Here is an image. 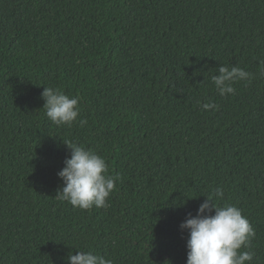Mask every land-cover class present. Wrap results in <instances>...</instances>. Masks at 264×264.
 Masks as SVG:
<instances>
[{
  "label": "trees",
  "instance_id": "16d2710c",
  "mask_svg": "<svg viewBox=\"0 0 264 264\" xmlns=\"http://www.w3.org/2000/svg\"><path fill=\"white\" fill-rule=\"evenodd\" d=\"M262 61L264 0H0V264L90 249L113 264H186L179 225L217 186L215 203L255 230L247 264H264ZM221 65L255 78L221 97ZM44 87L79 97L71 127L47 118ZM67 141L120 175L107 208L56 195Z\"/></svg>",
  "mask_w": 264,
  "mask_h": 264
},
{
  "label": "clouds",
  "instance_id": "9594fccd",
  "mask_svg": "<svg viewBox=\"0 0 264 264\" xmlns=\"http://www.w3.org/2000/svg\"><path fill=\"white\" fill-rule=\"evenodd\" d=\"M260 74L264 75V61L261 62ZM254 78L253 73L243 68L221 65L218 74H214L211 80L218 94L225 97L235 94L234 83L251 82ZM41 96L45 114L53 124L71 127L77 121L80 113L78 96L70 97L59 88L52 87H44ZM199 106L202 110H215L218 107L214 103ZM86 123V119L79 120L80 126ZM64 143L71 153L70 157L65 158L64 167L57 172L63 187L56 195L73 208H107L108 198L115 190L120 175L110 174L105 159L95 151L71 141ZM223 199V188L215 187L199 204L196 215L188 213L179 225L180 229L188 230L186 264H247L252 261L254 253L241 249L249 246L255 237V230L237 206L215 203ZM213 209L214 214H209L213 213ZM67 260L68 264H113L111 259L91 249L71 254Z\"/></svg>",
  "mask_w": 264,
  "mask_h": 264
}]
</instances>
